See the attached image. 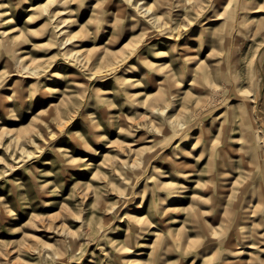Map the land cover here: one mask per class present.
<instances>
[{
  "label": "rangeland",
  "instance_id": "1",
  "mask_svg": "<svg viewBox=\"0 0 264 264\" xmlns=\"http://www.w3.org/2000/svg\"><path fill=\"white\" fill-rule=\"evenodd\" d=\"M261 21L0 0V264H264Z\"/></svg>",
  "mask_w": 264,
  "mask_h": 264
},
{
  "label": "bare ground",
  "instance_id": "2",
  "mask_svg": "<svg viewBox=\"0 0 264 264\" xmlns=\"http://www.w3.org/2000/svg\"><path fill=\"white\" fill-rule=\"evenodd\" d=\"M130 1L132 2V0H130ZM151 12H152V10H151L150 8L145 10V14H146V15H149ZM150 20H152V23H153L154 25H157V21H158V20H157L156 18H153V17H152V18H150ZM263 24H264V23L261 21V23H260V27H261ZM204 25H207V23L205 22ZM204 44H205V43H204ZM195 58H196L195 55L191 56V59H192V60H195ZM257 117L260 118V120H261V124H262V128L264 129V116H263L261 113H258V112H257Z\"/></svg>",
  "mask_w": 264,
  "mask_h": 264
}]
</instances>
